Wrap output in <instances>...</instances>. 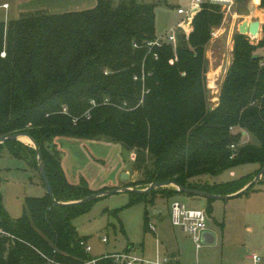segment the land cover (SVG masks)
Wrapping results in <instances>:
<instances>
[{
    "label": "trees",
    "instance_id": "obj_1",
    "mask_svg": "<svg viewBox=\"0 0 264 264\" xmlns=\"http://www.w3.org/2000/svg\"><path fill=\"white\" fill-rule=\"evenodd\" d=\"M96 2L89 10L38 11L0 21V138L27 134L35 142L60 204L109 188L94 191L85 180L71 184L61 154L51 147L56 138L106 141L133 153L139 177L128 188L173 183L222 197L243 190L264 168V35L257 43L234 36L233 61L219 103L212 106L205 50L222 21L219 8L204 6L189 37L179 35L176 49L164 45L149 52L146 45L158 37L155 3ZM260 5L264 8V0ZM247 135L251 142L243 144ZM5 151L38 165L34 147L21 141L0 145V158ZM249 164L259 169L226 183L205 181ZM170 187L133 193L130 205L184 195ZM94 201L57 205L47 192L26 198L23 215L14 220L0 196V231L5 234L0 235V264L92 260L80 245L87 239L72 221ZM207 201L211 216L215 199ZM96 264L114 261L103 256Z\"/></svg>",
    "mask_w": 264,
    "mask_h": 264
},
{
    "label": "rangeland",
    "instance_id": "obj_2",
    "mask_svg": "<svg viewBox=\"0 0 264 264\" xmlns=\"http://www.w3.org/2000/svg\"><path fill=\"white\" fill-rule=\"evenodd\" d=\"M147 1L145 3L157 5L158 37L166 36L183 23L185 16H180L178 10H188L191 6V0ZM5 2L10 5V9H0V21L3 22L38 11L75 12L96 6V0H0V5ZM222 15L221 24L213 29L205 50L206 84L212 106L218 102L217 97L220 96L223 81L233 61L234 36L239 34V26L248 20L260 21L264 28V8L260 5L256 9L253 0H235L231 12H224ZM263 35L262 29L258 38L248 36L252 42L257 43ZM243 141L246 144L251 139L247 135ZM25 144L33 147V144ZM110 146H99L96 149L83 146L80 151L65 147L61 150L62 162L65 163L70 177L75 176L78 183L85 180L88 186L97 188L110 185L120 165L129 167L132 164L130 171L136 175V181L139 174L133 167V153L122 151L121 154L116 146ZM258 169V165L249 164L226 171L218 177H207L205 181L211 185L226 183ZM122 176L123 174L120 175V180ZM122 181L128 183L125 186L132 182ZM122 188L125 187L109 190ZM170 188L177 189L175 186ZM46 194L38 165L29 166L5 151L0 158V196L9 216L14 220L21 218L26 198L43 197ZM135 198L133 193H118L99 198L92 203L87 213L72 221L78 235L87 239L93 258L130 252L152 261L175 255L179 264H252L249 256L257 254L264 257V181H259L250 192L242 196L215 200L212 203L213 219L208 225L216 234L217 242L214 246H203L198 252L192 237L172 225L171 204L179 201L190 209L207 210L208 201L205 198L193 199L194 197L185 194L171 198L160 195L154 203L135 202L130 205ZM151 224L155 226V233L148 229ZM103 239L107 242L104 243Z\"/></svg>",
    "mask_w": 264,
    "mask_h": 264
},
{
    "label": "built area",
    "instance_id": "obj_3",
    "mask_svg": "<svg viewBox=\"0 0 264 264\" xmlns=\"http://www.w3.org/2000/svg\"><path fill=\"white\" fill-rule=\"evenodd\" d=\"M144 2H148L147 0H143ZM235 4V0H191V6L186 9H179L178 14L180 16H185V20L183 23H180L174 29L170 31L166 36L157 37L154 41L149 42L146 45V48L149 52H152L154 48H161L164 45H172L174 49H176L178 44V37L180 34L185 35L186 38L189 37L191 32L193 31V19L195 15L200 12L204 6L216 7L224 12H231L233 6ZM3 8H8V5L3 6ZM135 48H138L137 45H134ZM2 57H5V53L2 54ZM154 58L158 59V56L154 54ZM107 74V72L105 73ZM138 78L135 77V80ZM144 81V78H142ZM91 105L93 107L98 106L96 101H91ZM90 111L87 112L86 116L90 118ZM232 149H235V146H231ZM211 216L208 214L207 210L203 209H190L184 203H180L179 201H173L171 204V222L175 228L181 229L188 235L192 237L193 243L196 246V251H200L204 246L201 242V235L205 231H211L208 225V222L211 220ZM148 229L153 233L156 232L154 225H149ZM0 235H5L4 232L0 231ZM104 243L107 242L106 239L102 240ZM80 245L84 248L85 253L90 254L92 252V248L88 245V243L81 242ZM106 258H110L114 261V264H175V261L171 258H164L163 260H147L145 258H141L134 253L123 252L118 254L106 255ZM252 264H264V257L259 256L257 254H253L248 257ZM52 264H65V263H54ZM97 258H93L89 262L84 264H96Z\"/></svg>",
    "mask_w": 264,
    "mask_h": 264
},
{
    "label": "water",
    "instance_id": "obj_4",
    "mask_svg": "<svg viewBox=\"0 0 264 264\" xmlns=\"http://www.w3.org/2000/svg\"><path fill=\"white\" fill-rule=\"evenodd\" d=\"M263 29L262 24L260 21H254V22H249L248 20H245L241 23V25L239 26V34L240 35H245V36H251L252 38H258L260 35L261 30ZM22 137H27L31 140L34 149L36 150V154H37V160H38V167H39V173L41 174V177L43 179V183L46 187V190L48 192V194L50 195V197L52 198V200L55 202V204L57 205H75V204H86L89 203L93 200H97L99 198L105 197V196H111L114 194H118V193H137V194H143V193H149L150 191L154 190V189H158V188H167L169 186H175L177 189V192L180 194H185V195H193V196H197V197H202L205 199H215V200H228V199H232V198H236L239 196L244 195L245 193H247L248 191H250L264 176V168L257 174V176L254 178V180L248 184L243 190H241L240 192L231 195V196H227V197H222V196H216V195H211L208 194L206 192H202V191H198V190H192V189H185V188H181L179 186H177L176 184H168V183H154L151 184L148 188L146 189H138V188H122V189H112V190H107V191H103L97 194H93L92 196H89L83 200H81L80 202H76V203H67V204H60L58 202L55 201L54 199V194L52 191V187L49 181V178L47 176L46 173V166L42 157V154L39 150V148L37 147V145L35 144V142L27 135V134H14V135H10L7 137H2L0 138V145L5 144L8 141H21ZM123 180H129L130 179V175L128 173H124L122 176ZM201 242L204 246H214L217 242V236L215 233H213L212 231H205L202 233L201 235Z\"/></svg>",
    "mask_w": 264,
    "mask_h": 264
},
{
    "label": "crops",
    "instance_id": "obj_5",
    "mask_svg": "<svg viewBox=\"0 0 264 264\" xmlns=\"http://www.w3.org/2000/svg\"><path fill=\"white\" fill-rule=\"evenodd\" d=\"M5 5H8L9 7L8 8H3V6H5ZM1 8L10 9V5L5 2V3L0 5V9ZM79 11H82V10H79ZM62 13H65V12H62ZM217 101L218 102H215L216 103L215 105H217L219 103V97H217ZM99 143H102V144H99ZM110 145L116 146L118 151H120L121 154H122V151H124V150H122V148L119 145H115V144H112V143H109V142L91 141V140H78V139H73V138H56L53 141V143L51 144V147L61 154V160H62L61 150H64L65 147H67V148L70 147V149H76V150L78 149L80 151L81 147H83V146H89V147H92V148L99 147V146H104V147L109 148V147H111ZM62 167H63V169L65 171V174H66V177H67L68 181L71 184H74V185L80 184V183L77 182V179L75 178V176H73L72 178L70 177V174L68 173L66 165L63 162H62ZM118 168H119L118 171L116 172L115 176H113L112 181L109 183L110 185H103V186H100V187H97V188H94V187L91 188L89 186L90 189H92L94 191H99V190H103L105 188H121V187H125V185L128 184V183L125 184L122 181L123 179L120 180V175L124 174V173H128L130 175V179H129L130 181H132V182L135 181L134 178H135L136 175L132 174L131 171H130L131 168H132V164H130L129 167L120 165V167H118ZM185 196H187V195H185ZM196 198H197V196H195L193 199H196ZM192 201L194 202V200H192ZM156 213H158V212H156ZM210 218H211V220L213 219L212 216ZM166 258H171V259H173L175 261V264H179V261H178V259H177V257L175 255L171 256V257L168 256Z\"/></svg>",
    "mask_w": 264,
    "mask_h": 264
},
{
    "label": "bare ground",
    "instance_id": "obj_6",
    "mask_svg": "<svg viewBox=\"0 0 264 264\" xmlns=\"http://www.w3.org/2000/svg\"><path fill=\"white\" fill-rule=\"evenodd\" d=\"M260 3H261V0H253V5H254V7L256 8V9H259V7H260ZM263 19V18H262ZM21 142H23V143H27V144H32V142H31V140L28 138L27 139V137H22L21 138Z\"/></svg>",
    "mask_w": 264,
    "mask_h": 264
}]
</instances>
